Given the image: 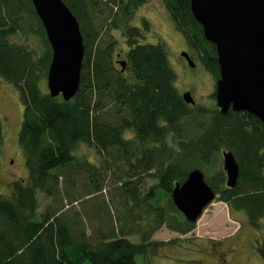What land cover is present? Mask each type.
<instances>
[{"label": "trees", "instance_id": "obj_1", "mask_svg": "<svg viewBox=\"0 0 264 264\" xmlns=\"http://www.w3.org/2000/svg\"><path fill=\"white\" fill-rule=\"evenodd\" d=\"M62 1L77 18L85 46L80 89L69 102L42 88L53 53L32 2L0 0V78L20 92L24 116L19 144L29 172L9 195H0V264H137L138 256L147 258L167 245L153 239L165 225L184 234L194 229L196 223L174 205L172 192L197 169L230 210L245 212L250 225L258 226L264 219L261 120L232 110L222 115L216 104L183 100L167 47L146 43L151 23L143 19V27L131 25L147 0ZM163 2L198 63L218 81L216 46L206 40L190 0ZM108 10L110 30H120L126 40L127 51L121 49L125 71L114 63L118 40L102 32L107 20L96 22ZM20 33L40 39L41 56L10 41ZM2 143L0 118V157ZM81 144L95 150L97 164L76 154ZM224 151L232 152L240 167L234 189L220 188L227 178L224 170L217 182L209 176ZM74 173L91 185L88 196L101 192L106 178L113 184L116 216L108 207L109 223L90 238L63 206L64 187L75 186ZM39 193L54 204L42 214Z\"/></svg>", "mask_w": 264, "mask_h": 264}, {"label": "rangeland", "instance_id": "obj_2", "mask_svg": "<svg viewBox=\"0 0 264 264\" xmlns=\"http://www.w3.org/2000/svg\"><path fill=\"white\" fill-rule=\"evenodd\" d=\"M109 12L108 10L106 15L98 16L96 22L107 20L102 24V32L111 33L118 40L114 63L115 67L121 70L122 66L119 62L126 60L125 52L121 49L127 51L126 40H124L120 30H110L109 24L112 19L107 18ZM116 12L117 10H114L113 13L115 14ZM143 19H147L152 25L151 32L147 33L146 43L158 44L162 42L167 47L170 64L178 76L176 87L181 95L189 91L198 105L211 106L216 104V99H213L212 95L216 92L217 80L206 71L201 62L198 63V57L194 52L190 51L184 36L173 25L170 13L165 7L163 0H147L135 12L131 25L143 27ZM10 41L25 46L29 50L36 52L38 56H41L44 51L42 42L33 34L20 33L11 37ZM108 41L110 42L111 39ZM183 52H187L190 55L196 64L195 68L189 66L186 59L182 56ZM127 75L130 76V73H127ZM42 88L48 91L47 80L42 82ZM109 110L111 109H108L107 112ZM23 116L24 106L20 100V92L16 87L0 78V118L3 128L2 154L0 157V195H9L11 186L15 182L28 179L29 172L26 167L25 155L19 144V133ZM76 154L80 157L89 158L90 161L97 164L95 150L85 144L77 146ZM218 165V168L210 171L209 174L210 178H215V182H217L216 179L219 172L224 170L222 154ZM72 180L75 181V186L69 188L66 184L64 187L67 191L64 189L63 197L66 199L63 201V206L65 211L70 213V220H77L78 228L81 231H86L89 237L95 233L94 231L99 226L104 228L109 223L107 218L109 210L113 217L116 216L113 184L111 179L106 178L105 181L103 180V190L92 197L88 196V190L91 189V185L89 183L85 185L87 180L84 175L74 173ZM64 183L66 182L64 181ZM152 183L153 181L150 180L149 185H152ZM219 186L220 188L225 187L226 180L222 184L220 183ZM68 197L73 198L74 202L71 203ZM61 200L60 195L58 202ZM39 201V214L54 205L52 200L42 193H39ZM55 207L61 209V203H57ZM242 225H244V228L241 229V234L242 232L249 233L248 236L252 237L254 243H257V241L263 243L264 219L260 221L259 228H251L245 212L230 210L228 204L221 201L220 196L217 195L215 201L205 209L192 231L184 234L174 231L166 225L157 231L153 239L158 242H165L167 245L159 248L147 258L138 256L137 264H190V260L200 258L195 250L204 252L203 249L209 240L222 242L223 244L230 242L238 244L239 249L243 253L239 255L237 264H262L254 254L249 256V252L245 250L247 240L242 238L234 241L230 240V237ZM129 239L135 243L139 242L138 239L133 237ZM202 255H205V260L209 264L215 263V260L207 257V254L203 253Z\"/></svg>", "mask_w": 264, "mask_h": 264}, {"label": "water", "instance_id": "obj_3", "mask_svg": "<svg viewBox=\"0 0 264 264\" xmlns=\"http://www.w3.org/2000/svg\"><path fill=\"white\" fill-rule=\"evenodd\" d=\"M41 20L52 48L47 77L49 94L71 101L78 93L85 56L80 24L62 0H30ZM196 21L208 42L216 46L220 78L216 104L222 115L230 110L250 113L264 124V0H190ZM189 66L195 63L187 52ZM125 71L127 62L120 61ZM189 105L196 101L191 92L182 95ZM226 186L236 188L239 164L232 152L224 151ZM217 197L204 173L192 171L172 192L176 208L190 223H197Z\"/></svg>", "mask_w": 264, "mask_h": 264}, {"label": "flooded vegetation", "instance_id": "obj_4", "mask_svg": "<svg viewBox=\"0 0 264 264\" xmlns=\"http://www.w3.org/2000/svg\"><path fill=\"white\" fill-rule=\"evenodd\" d=\"M250 225V223L248 222ZM251 228H259L258 226H252ZM244 228V225H242L238 231L234 235L230 237L231 241H234L236 239L242 238L247 240V246L245 247L247 252H249V256L254 254L255 257H257L262 264H264V241L261 243V241H257V243H254L252 240V237L250 238L248 235L249 233H243L241 234V229ZM203 251L195 250L196 253H198V256L200 258L196 260H190V264H209V262H206L205 255L207 254V257H211L215 260V263L213 264H237L238 257L243 253L238 247V244H235V242L230 243H222V242H213V241H207V244ZM212 264V263H210Z\"/></svg>", "mask_w": 264, "mask_h": 264}]
</instances>
